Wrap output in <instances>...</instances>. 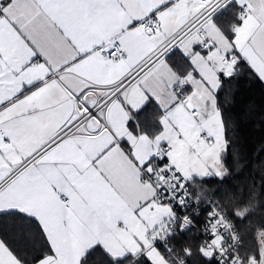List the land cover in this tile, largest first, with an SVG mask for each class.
<instances>
[{
  "label": "crops",
  "instance_id": "crops-1",
  "mask_svg": "<svg viewBox=\"0 0 264 264\" xmlns=\"http://www.w3.org/2000/svg\"><path fill=\"white\" fill-rule=\"evenodd\" d=\"M211 1L183 0L181 6L161 9L157 13L160 32L152 34L141 28L140 24L131 28L127 24L133 17L146 16L161 0H84L83 7L65 6L67 0H58L57 6L48 9L43 7L41 0H13L14 7L10 15L14 14L22 26H27L25 30L37 38L38 46L47 57V64L51 66L52 76L46 81L43 91L37 94L43 108V119H32L36 115L32 113L18 117L9 126L19 138L23 155L27 156L36 149L39 152H36V160L0 188V206L23 208L42 221L56 248L55 256L50 254L45 257H52L51 264H78V257L95 240L104 241L115 253L129 248L139 249L143 243V251L152 252L155 264H172L162 250L152 244V240L172 215L171 208L154 201V210L144 208L143 215L132 214L133 207L152 192L139 186L135 176L137 169L118 147H113L102 158L98 168L91 164L92 158L113 138L110 133L103 131L105 125L93 117L72 134L67 135L64 130L73 123L74 118L83 113L78 108L74 92L87 90L92 85L101 87L118 82L131 67L147 58L166 36L179 30ZM48 2L51 4L52 0ZM251 2L255 3L256 0ZM90 5L94 6V11ZM238 14V17L244 14L240 8ZM225 15L223 13L216 17L215 24L208 22L205 34L193 36L180 49L190 55L201 76L193 75V67L182 75L167 59L146 72L126 92V98L139 100L142 92L138 85L158 92L163 84L168 90L170 102L176 98L173 86L181 78L191 84L185 99L194 104L199 114L192 115L184 103H180L170 113L161 114L164 130L156 137L170 138L172 146L162 148L161 151L170 152L172 157H175L177 151L188 149H193L201 159L214 155L215 150L218 158L223 154L224 132L217 139L221 135L222 116L217 108L216 89L220 85V73H232V64L237 59L233 56L229 60L224 56V51L229 47L228 39L225 38L229 35L221 29V25H225ZM255 25L256 18L253 17L247 25L239 23L229 28L230 32L237 28V38L244 37L251 43ZM62 28L66 31L62 32ZM205 37L213 40L216 48L207 55L194 53L192 45L202 42ZM114 38L122 41L126 51L122 60L105 61L97 48L78 63L67 65V61L72 60L78 50L92 49L94 45L101 42L105 44ZM3 39L9 55L16 54L18 67L19 63L28 58L29 51L17 42L14 35L5 33ZM255 39V51L245 46L244 54L258 74L264 76V39L259 32ZM243 43L241 39V45ZM64 65L67 66L62 67ZM48 71V66L36 62L26 78L43 77ZM18 80L19 77L16 78L17 86ZM97 92L104 95L106 91L99 88ZM84 97L88 104L96 100L95 94L91 92L85 93ZM28 106L21 105L13 109L12 114ZM126 111L114 99L108 110L101 112L104 121L117 135L129 134L124 126ZM97 128L102 130L98 135L94 132ZM137 131L146 138L134 141L136 154L147 159V151H155L161 146L156 143V137L141 131L140 127ZM57 132L65 135L64 142L50 152L43 163H37L48 147L47 142ZM209 132L212 134L209 135ZM202 133H206L209 139H201ZM56 138L59 139L58 136ZM42 144L44 147H41ZM8 171L10 169L5 166V171L0 173V181ZM101 171L104 175H100ZM181 173L183 177L186 176L182 170ZM185 179L191 180L187 177ZM144 183L147 184V181L144 180ZM66 197L69 198L68 203L64 201ZM0 259H3L4 264H17L4 248H0Z\"/></svg>",
  "mask_w": 264,
  "mask_h": 264
},
{
  "label": "snow or ice",
  "instance_id": "snow-or-ice-1",
  "mask_svg": "<svg viewBox=\"0 0 264 264\" xmlns=\"http://www.w3.org/2000/svg\"><path fill=\"white\" fill-rule=\"evenodd\" d=\"M58 0H52L50 4L48 0H41V4L45 9L50 7L57 6ZM183 0H161L159 4L151 8L146 16L133 17L128 21L127 27L131 28L137 24H142L149 17H157V13L164 8H169L173 5L181 6ZM236 4L242 12L244 13L238 17V22L241 25H247L253 17L256 18L255 30L251 33V43L248 39L241 37L237 38V32L232 31L230 36H226L228 39L229 47L224 51L225 59H231L233 56L237 57L234 63L232 64L233 72L224 74L225 79H230L234 75L235 66L240 63H248L247 58L244 54V47H252L255 51V45L257 43L255 37L257 32H259L260 37L264 39V0H256L255 3H252L251 0H227L225 8L229 5ZM77 5L79 7L84 6V0H67L65 6ZM184 6H189L184 4ZM195 7V5H190ZM14 7L13 0H0V173L5 171V166L10 169L7 172V175L4 176V179L10 177L13 173L16 172L17 168L24 167L36 155V152H39V149H36L33 152H30L27 156L23 155V149L19 145V138L9 127L10 124L16 120L18 117H26L29 114L36 113L35 116L31 118L34 120L43 119V108L40 103L38 93L42 92L46 86V81H48L51 76V66L47 64V57L41 51L38 46L37 38L30 31H26L27 27L22 26L19 21L15 18L14 14L10 15L12 8ZM90 7L93 8L94 6ZM213 11L209 17H206L205 20H210L212 24H215L216 15ZM199 18V17H198ZM218 27V26H217ZM149 29H152V26L149 25ZM61 31H66L62 28ZM14 35L17 38V42L29 51L30 55L22 63H19L17 67V57L15 53L9 55V49H6L4 46V35ZM241 39L244 43L241 45ZM206 42H197L192 45L194 53L207 55L210 51L216 48L214 42L205 37ZM122 41H113L112 47H104L103 42L98 45H94L92 49L78 50L77 54L72 58V60L67 61V65L78 63L82 58L87 57L93 50L97 48H102V55L107 54L110 59H123L126 55V51L123 48H120ZM117 49H119V56L117 55ZM177 51H180V54L187 61L189 66L193 67V75L201 76V73L193 65V61L190 58L188 53H185L179 49L177 45H173L172 49L164 54V59L167 60L170 56L174 55ZM39 62L40 65H45L49 67V71L44 74L43 77L37 76L33 78H26L28 71L32 68L33 64ZM64 65L62 67H66ZM252 67L251 64H249ZM19 77L18 86L16 78ZM264 80V76L260 77ZM131 83V81L129 82ZM146 83V82H145ZM120 84L124 86L122 88L118 87V91L115 93V99L118 101L122 109H126L124 126L129 130V134L117 135L113 128L105 124V129L112 135V140L103 148L97 156L93 157L91 164L98 168L99 162L102 158L113 148L118 147L129 157L133 165L137 169L135 176L137 178L138 184L140 187L144 188L146 191L151 190L152 194L150 196L146 195L141 203H137L132 209V214L136 216L143 215V209L148 208L149 211L155 209L154 201L159 200L160 204H164L168 201L175 200V206H181L180 196L185 192V184L187 180L181 182L182 173L179 166L173 161L172 155L170 152L161 151L162 148L171 147V140L167 136H158L156 137V143L160 145V148H157L155 151H147V159H143L136 154V146L134 141L136 139H145L146 137L140 136L137 131L139 128V120L134 119V117H139L141 113H147L150 110L158 109L161 113H170L173 108H176L180 104V93H175L174 99H171L169 102L168 90L163 84L157 91L151 90V88L143 87V85H138L141 88L142 96L139 100H133L126 98V89L129 84H124V81H120ZM185 87L191 88V84H186ZM71 91V89H69ZM217 91L219 86H217ZM86 89H81L80 92H74V96L79 101ZM5 92L7 93L5 95ZM173 92H175V86H173ZM107 103H111V100ZM29 105L27 108L22 109L21 111L12 114L13 109L19 108L21 105ZM106 106V105H105ZM39 110V111H38ZM195 111V109H193ZM82 112L85 114H90L92 117H95L101 122H103V117L100 116V113L96 110L95 105L87 104L85 102ZM219 115V114H218ZM73 119V123H75ZM171 119V117H169ZM221 124V135L217 137L220 139L224 132L223 118H220ZM72 125L70 124L69 127ZM161 132L164 130V123L161 122L160 125ZM67 131V130H65ZM101 129L97 128L94 130L95 134H100ZM212 133L209 132V135ZM59 137L57 139L56 137ZM65 136L61 135L60 132H57L55 136L51 138L48 143V147L45 148L44 152L41 154V159L37 163H43L45 157L52 152L54 149L59 148L60 145L64 142ZM54 141V143H52ZM41 147H44L42 144ZM228 142H224V151H227ZM19 157V159H16ZM168 160V164L164 165V160ZM159 160V165H154L153 161ZM15 165V166H13ZM100 175H104L103 171L100 172ZM170 177H175L174 180H170ZM147 178V184L144 183V179ZM175 185V187H173ZM178 189V190H177ZM187 199V197H185ZM172 205H170L171 207ZM15 215L19 219L16 221L14 227L18 228L20 235L22 237H30V233L27 229H30L32 224H35L39 229L41 236L44 239V243L47 246V249L50 253L55 256L56 248L52 244L51 237L48 235L47 229L43 226L42 221L39 218L20 207H2L0 206V217ZM212 217L209 216V219ZM11 223V222H9ZM127 223V221H125ZM183 231V230H181ZM214 235V233H211ZM155 239H159L156 237ZM0 248H4L8 252L9 256H12L13 260L17 261V264H20V261L13 254L12 249L6 245L2 240H0ZM145 245L140 244V248H129L123 250L119 253H115L112 249L102 240H95L90 243L83 251V253L78 257V264H87V256L92 252H102L106 255L110 261V264H117V261L123 262L128 259L129 256L133 258V264L140 259V255L143 256L144 264H155V261L152 258V252L143 251ZM139 253V255H138ZM220 255L223 256V253ZM211 259V256L208 257ZM37 264H51L52 257L45 258L43 254H38L36 257ZM0 264H4L3 259H0ZM218 264H224V261L221 259L218 261ZM229 264H232V261H229Z\"/></svg>",
  "mask_w": 264,
  "mask_h": 264
},
{
  "label": "trees",
  "instance_id": "trees-1",
  "mask_svg": "<svg viewBox=\"0 0 264 264\" xmlns=\"http://www.w3.org/2000/svg\"><path fill=\"white\" fill-rule=\"evenodd\" d=\"M238 12L239 8L232 4L216 15L226 13L221 29L229 36V27L239 24ZM168 59L182 75L192 67L180 51ZM249 64H237L230 79L220 73L217 108L228 142L227 151L221 156L225 167L223 175L199 178L196 184L188 181L195 193L216 198L233 219L242 236V244L237 250L240 259L245 264H251L253 259L264 264V80ZM161 114L158 109L150 110L147 115L141 113L136 117L140 130L156 137L161 133ZM18 219L15 215L0 217V238L21 263L35 264L38 254L44 257L52 254L35 224L27 229L30 237L20 235L19 229L14 227ZM171 241L178 254L190 264H216L214 256L209 259L200 251L203 239L197 233L183 232L172 236ZM87 264H110V261L102 252L96 251L87 256ZM117 264H133V258L129 256ZM136 264H144L142 255Z\"/></svg>",
  "mask_w": 264,
  "mask_h": 264
},
{
  "label": "built area",
  "instance_id": "built-area-1",
  "mask_svg": "<svg viewBox=\"0 0 264 264\" xmlns=\"http://www.w3.org/2000/svg\"><path fill=\"white\" fill-rule=\"evenodd\" d=\"M226 3L227 0H212L204 7V10L199 15L182 27L187 29L175 31L174 33L166 36L162 43L157 46L147 58H145L138 65L131 67L129 72L118 82L101 87H98L97 85L90 86L85 93L91 92L95 94L96 100L93 105H95L96 110L100 113V116L103 117L101 112L105 113L106 110H108L111 103L107 102L110 100L112 102L115 99V93L119 90L117 85H119L120 88L124 86L123 84H120V81H124V84H129L126 89V92H128V90L136 82H138L146 72L154 69L160 62L165 60L164 54L171 50L173 45H177L179 49H181L183 44L190 38L195 35L203 34V27L209 21L205 20V18L208 17L206 8L207 11L210 10L211 12H223L230 6L229 5L225 8ZM149 25L152 26L153 30L149 29ZM140 27L152 34H158L160 32V27L155 23V17H149L144 23L140 24ZM233 31H237V28H234ZM113 41L118 40L115 38L110 39L103 44V46L112 47ZM202 42L206 41L203 40ZM120 48L124 49L122 44H120ZM98 51L105 61L118 60L110 59L106 53L102 55V48H99ZM117 55L119 56V49H117ZM130 81L131 83H129ZM186 84H189V82L185 78H181L175 86V93H180V103H184L191 114L197 116L199 114V110L190 100L185 99L189 90V87H185ZM99 88L106 91L104 95H100L97 92ZM85 93L79 101L76 98L77 104L81 110L86 102L84 99ZM193 109H195V111H193ZM78 118L79 119L75 120V123L71 124V127L66 129L68 133L75 132L80 125L84 123L87 124V122L93 117L90 114L82 113ZM99 121L101 122V120ZM101 123L104 125L107 124L104 121V118ZM200 138L206 140L209 139L206 133H202ZM36 158L37 153L32 157V160L34 161ZM163 163L164 165H167L168 161L165 159ZM153 164L159 165L160 161L154 160ZM15 175L16 172L7 179L1 180L0 188ZM174 179L175 177H170V180ZM144 180L147 181V178ZM184 180L185 179L181 177V182H184ZM173 187H175V185H173ZM185 197H187V199H185ZM179 199L181 201V206H175V200L164 203L169 207L172 205L170 207L172 215L168 217L162 230L156 236L159 237V239L153 240L154 245H157L163 252L165 251L167 254L166 256L172 263L190 264L185 257L180 256V254H178V252L174 249V245L170 237L179 235L183 232L191 231L202 237L203 246L213 252V256L216 258V264H218V261L221 259L224 261V264H229V261H232V264H245L241 263V259L237 255V250L242 244L241 233L239 232L235 222L227 215V212L223 209V207H221L220 202L216 198L195 193L192 190L190 183L187 181L185 184V192ZM64 201L68 203L69 198H64ZM157 201L159 202V200ZM209 216L212 218L209 219ZM211 233H214V235H211ZM221 253H223V256L220 255Z\"/></svg>",
  "mask_w": 264,
  "mask_h": 264
},
{
  "label": "rangeland",
  "instance_id": "rangeland-1",
  "mask_svg": "<svg viewBox=\"0 0 264 264\" xmlns=\"http://www.w3.org/2000/svg\"><path fill=\"white\" fill-rule=\"evenodd\" d=\"M185 25H183L182 27H184ZM78 108L81 109L79 107V105H78ZM72 133H74V132H72ZM72 133H68L67 131H65V134H67V135L68 134H72ZM216 152H217V150H215V154L214 155H210L208 158L201 159L194 152L193 149H188V150H185V151H177L176 154H175V157H172V159H173L174 162L176 160V164L180 167V169L186 175L185 177H187L188 179H191L193 184H196L199 178L210 177V176H222L223 175L225 167H224V164H223L221 156H219V158H218V155H217ZM32 162H33V160L31 159L27 163L26 166L17 168L16 174L21 172L25 167H27ZM182 177H183V175H182ZM185 177H183V179H185ZM190 186H191V184H190ZM227 215H228V213H227ZM152 244H154L153 240H152ZM200 251L202 253H204L207 257H209V255L211 257L213 256V252L211 250L206 249L204 246H202ZM164 255L165 256L167 255L165 251H164ZM240 261H241V263H244L242 260H240ZM172 264H174V263H172ZM251 264H260V261H258L257 259H253L251 261Z\"/></svg>",
  "mask_w": 264,
  "mask_h": 264
},
{
  "label": "bare ground",
  "instance_id": "bare-ground-1",
  "mask_svg": "<svg viewBox=\"0 0 264 264\" xmlns=\"http://www.w3.org/2000/svg\"><path fill=\"white\" fill-rule=\"evenodd\" d=\"M203 10H204V8H203L198 14H196L195 16H193L192 18H190L186 24H188L191 20H193V19H194L197 15H199ZM206 12L208 13V17H209V15L212 13L210 10L207 11V8H206ZM218 13H219V12H218ZM208 22H210V20H209ZM208 22H207V23H208ZM155 23L159 26V21H158V18H157V17H155ZM207 23H206V24H207ZM206 24H205L204 27H203V34L206 33ZM185 29H187V28H182V27H181L180 30H185ZM233 29H234V28H233ZM177 31H178V30H177ZM212 41H213V40H212ZM213 42H214V41H213ZM84 99H85V97H84Z\"/></svg>",
  "mask_w": 264,
  "mask_h": 264
}]
</instances>
